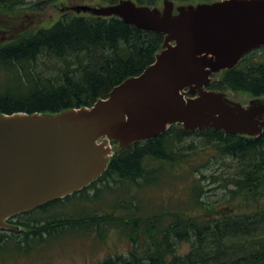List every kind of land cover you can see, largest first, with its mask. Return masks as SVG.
I'll return each mask as SVG.
<instances>
[{
	"label": "trees",
	"instance_id": "trees-1",
	"mask_svg": "<svg viewBox=\"0 0 264 264\" xmlns=\"http://www.w3.org/2000/svg\"><path fill=\"white\" fill-rule=\"evenodd\" d=\"M35 1L38 6L63 0ZM133 1L151 6L163 2ZM25 3L0 0V114L54 115L90 107L115 85L141 73L163 49L165 33L138 28L115 15L64 13L49 27L33 25L28 18L35 5ZM263 50L254 49L233 68L215 73L207 88L263 99ZM194 136L239 162L223 185L220 204L205 199L198 177L183 204L147 211L146 193L159 190L164 182L160 175L176 180L182 164L190 165L179 145ZM113 147L105 171L82 190L11 217L9 222L19 228L0 229V264L32 258L69 229L94 233L102 241L111 232L120 236L127 250L113 251L103 264H264V131L251 136L173 124L153 139L125 148L114 141Z\"/></svg>",
	"mask_w": 264,
	"mask_h": 264
},
{
	"label": "water",
	"instance_id": "water-1",
	"mask_svg": "<svg viewBox=\"0 0 264 264\" xmlns=\"http://www.w3.org/2000/svg\"><path fill=\"white\" fill-rule=\"evenodd\" d=\"M79 8L163 32V49L141 73L90 107L54 115L0 114V229H18L11 217L80 191L101 176L114 141L125 148L173 124L251 136L264 131V100L245 106L207 88L215 73L264 46V0L182 4L176 12L175 0H163L162 9L133 0Z\"/></svg>",
	"mask_w": 264,
	"mask_h": 264
},
{
	"label": "rangeland",
	"instance_id": "rangeland-1",
	"mask_svg": "<svg viewBox=\"0 0 264 264\" xmlns=\"http://www.w3.org/2000/svg\"><path fill=\"white\" fill-rule=\"evenodd\" d=\"M34 2L36 1L26 0L24 6L30 7L35 5ZM109 2L110 0H63L58 3H41L38 6L35 5L33 14L28 19L30 22L33 20V25L37 23L49 27L64 13L78 12L85 15L92 13L79 8L83 5L101 6L107 5ZM179 5L182 4L175 2L174 12L177 11ZM157 7L162 9L163 2ZM262 53H264V50ZM246 94L226 92L230 99L245 106L257 99ZM261 100H264V98ZM179 146H183L184 152L188 153L185 160L190 161V165L186 162L182 164V168L178 169L179 177L176 180H172V176L160 175L164 182L159 185V190L148 189L146 193L147 211L159 205L171 207L183 204L191 196V186L198 177L201 178L200 184L204 186L206 191L205 199L220 204L219 201L222 200L226 192L223 185L231 180L239 166L237 160L228 156H221L216 149L200 137H190ZM187 170L189 174H187ZM230 185L233 184L230 182ZM147 195L150 198L154 197V200H150ZM106 197H108V194ZM106 197H104L105 200H109ZM109 202H112V200ZM71 210H73V205L67 207L68 212H71ZM60 235L61 237H56V239L52 238L51 245L41 249L32 258H22L14 264H103L113 251L123 253L127 250L126 244L120 236H115L114 232L109 234L107 240H105L106 242L96 238L94 233H87L84 230L69 229ZM182 246L185 247V244Z\"/></svg>",
	"mask_w": 264,
	"mask_h": 264
}]
</instances>
